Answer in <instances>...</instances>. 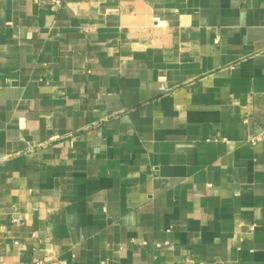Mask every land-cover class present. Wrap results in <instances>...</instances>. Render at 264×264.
Here are the masks:
<instances>
[{
    "label": "crops",
    "instance_id": "0c3cea01",
    "mask_svg": "<svg viewBox=\"0 0 264 264\" xmlns=\"http://www.w3.org/2000/svg\"><path fill=\"white\" fill-rule=\"evenodd\" d=\"M52 1L0 0V263L264 264V0Z\"/></svg>",
    "mask_w": 264,
    "mask_h": 264
},
{
    "label": "built area",
    "instance_id": "2783aa9c",
    "mask_svg": "<svg viewBox=\"0 0 264 264\" xmlns=\"http://www.w3.org/2000/svg\"><path fill=\"white\" fill-rule=\"evenodd\" d=\"M61 1L60 0H53L52 3L55 7H59L60 6V3ZM260 140H264V130L259 134L257 135L256 137H254L253 139H251V143L254 144L256 143L257 141H260ZM15 221V220H14ZM44 262V260L42 259H39V258H34L32 260V264H42ZM0 264H4V262H1ZM15 264H23V263H15Z\"/></svg>",
    "mask_w": 264,
    "mask_h": 264
}]
</instances>
